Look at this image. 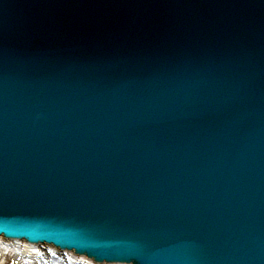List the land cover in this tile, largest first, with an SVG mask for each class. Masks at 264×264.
I'll return each instance as SVG.
<instances>
[{
  "label": "water",
  "instance_id": "water-1",
  "mask_svg": "<svg viewBox=\"0 0 264 264\" xmlns=\"http://www.w3.org/2000/svg\"><path fill=\"white\" fill-rule=\"evenodd\" d=\"M1 231L264 264V0H0Z\"/></svg>",
  "mask_w": 264,
  "mask_h": 264
},
{
  "label": "rangeland",
  "instance_id": "rangeland-1",
  "mask_svg": "<svg viewBox=\"0 0 264 264\" xmlns=\"http://www.w3.org/2000/svg\"><path fill=\"white\" fill-rule=\"evenodd\" d=\"M6 242H2L0 245V257H1V254L2 256L4 257H9L10 256V260H12V262L15 260L14 259V256H16L19 252L18 250L20 249L19 247H14L12 245H10L9 243H6ZM19 248V249H18ZM23 253H27L29 256H26L23 254V256H25L26 258L29 257L30 260H33L32 263H26V264H47L48 262L49 263H53L54 259L51 258V257H43V258H40L41 254L37 251H23ZM44 259V260H43ZM7 259H4L2 258L0 260V264H7ZM61 264H64V263H61ZM66 264V263H65Z\"/></svg>",
  "mask_w": 264,
  "mask_h": 264
},
{
  "label": "bare ground",
  "instance_id": "bare-ground-1",
  "mask_svg": "<svg viewBox=\"0 0 264 264\" xmlns=\"http://www.w3.org/2000/svg\"><path fill=\"white\" fill-rule=\"evenodd\" d=\"M11 242H13V241H11ZM1 246V245H0ZM21 248L22 249H25V250H33V251H37L38 252V250L37 249H41V248H36V249H30V248H32V247H29L28 245H26L25 243H22V246H21ZM19 249L18 250V254L16 255V256H14V261L12 262V260H10V256L9 257H3L2 256V254H1V257H0V260L2 259V258H4V259H7L8 261H7V264H26V263H32L33 262V260H30L29 259V257H25V256H23V251L24 250H22V249ZM40 251V250H39ZM1 252V251H0ZM25 252V251H24ZM24 255H26V256H29L27 253H25ZM43 255H45V254H43ZM42 257H45V256H42ZM55 260H53L54 262L53 263H47V264H61V263H63L62 261H60V260H62L60 257H56V258H54ZM44 260V259H43ZM64 260H66V259H64ZM76 263H78V264H84V263H88V262H86V261H84V260H82V259H78L77 260V262Z\"/></svg>",
  "mask_w": 264,
  "mask_h": 264
}]
</instances>
